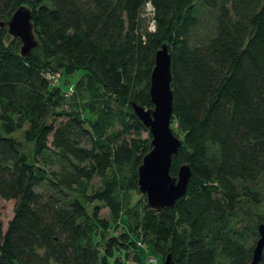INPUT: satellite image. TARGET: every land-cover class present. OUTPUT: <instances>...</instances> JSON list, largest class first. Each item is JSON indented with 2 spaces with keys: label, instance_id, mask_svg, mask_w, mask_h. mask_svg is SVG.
Masks as SVG:
<instances>
[{
  "label": "trees",
  "instance_id": "1",
  "mask_svg": "<svg viewBox=\"0 0 264 264\" xmlns=\"http://www.w3.org/2000/svg\"><path fill=\"white\" fill-rule=\"evenodd\" d=\"M21 6L39 44L23 57L0 26V198L15 201L6 228L0 211V264H144L139 243L174 264H251L264 223V0H0V23ZM163 44L182 140L171 174L192 175L154 210L137 173L152 138L133 103L154 107Z\"/></svg>",
  "mask_w": 264,
  "mask_h": 264
},
{
  "label": "water",
  "instance_id": "2",
  "mask_svg": "<svg viewBox=\"0 0 264 264\" xmlns=\"http://www.w3.org/2000/svg\"><path fill=\"white\" fill-rule=\"evenodd\" d=\"M32 12L25 6L19 7L7 22L0 26L7 28L11 36L21 41L20 54L29 56L37 47L38 40L31 21ZM171 55L163 44L156 52L155 66L150 80V97L153 108L146 109L133 103V109L151 135V150L143 157L138 167V189L145 195L147 205L154 210L172 208L187 191L191 173L188 164H182L178 174L173 176V158L179 153L182 140L171 128L173 115V91L171 88ZM259 239L254 249L251 264H258L264 249V223L258 226ZM163 264H174L171 254L164 257Z\"/></svg>",
  "mask_w": 264,
  "mask_h": 264
},
{
  "label": "rangeland",
  "instance_id": "3",
  "mask_svg": "<svg viewBox=\"0 0 264 264\" xmlns=\"http://www.w3.org/2000/svg\"><path fill=\"white\" fill-rule=\"evenodd\" d=\"M144 17L146 18L147 25L149 26V23L152 21L153 16H152V13L149 12L148 7L144 11ZM149 134H150L149 131L143 132L144 138H147ZM175 135L177 137H179L178 134L175 133ZM18 136H20V134H18ZM14 207H15V201L14 200H4V199L0 198L1 220L4 223L5 228L7 227L8 222L13 217ZM102 214H103V216L106 217L108 214V209L103 208ZM137 247H138V250L142 256V261L144 262V264H163L164 260L162 259V257L160 255H158L155 251H153L151 247L144 245L143 243L137 244ZM131 262H134L132 258L129 259V263H131Z\"/></svg>",
  "mask_w": 264,
  "mask_h": 264
}]
</instances>
